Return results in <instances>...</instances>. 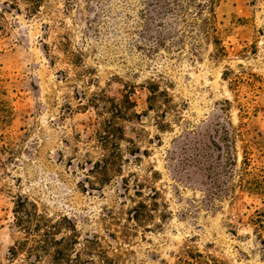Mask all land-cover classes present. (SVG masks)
I'll use <instances>...</instances> for the list:
<instances>
[{"label":"rangeland","instance_id":"obj_1","mask_svg":"<svg viewBox=\"0 0 264 264\" xmlns=\"http://www.w3.org/2000/svg\"><path fill=\"white\" fill-rule=\"evenodd\" d=\"M208 6L0 0V264H51L11 256L24 238L18 195L76 229L85 264H178L186 249L209 264H264V226L251 222L261 198L217 196L209 171L221 155L214 125L227 121L246 125L252 165L264 168V0H218L206 39ZM150 83L169 106L149 110ZM113 122L124 139L108 145ZM108 156L118 168L104 172ZM139 202L152 216L135 224ZM87 239L99 246L86 252Z\"/></svg>","mask_w":264,"mask_h":264},{"label":"trees","instance_id":"obj_2","mask_svg":"<svg viewBox=\"0 0 264 264\" xmlns=\"http://www.w3.org/2000/svg\"><path fill=\"white\" fill-rule=\"evenodd\" d=\"M218 0H209V10L211 18L208 20H203V24L198 26L200 31L205 34L206 39H209V30H206L209 26V21L215 20V14L213 13V8L217 4ZM212 24V23H211ZM214 25V24H212ZM213 34H217L214 28H211ZM212 40L216 46V55L218 57L225 56L224 48L219 46V40L214 35H211ZM227 75V73L225 74ZM252 76V75H251ZM237 79L234 83H237ZM149 96L147 98L149 110H154L157 106L158 99H163L166 101V106L170 105L171 99L165 90H160L158 83H150L148 87ZM126 102L129 109L132 106L129 97H126ZM226 105H229L228 101H225ZM226 109L220 108V111L225 112ZM246 112L243 109H240ZM136 114V113H135ZM219 130L214 129L218 135V139L212 144L221 154L217 161V166L211 165L210 174L213 177V188L219 196L220 194L225 195L232 202L238 197V193H249L259 196L264 204V168H256L252 165V151L250 140L247 139L249 133L245 130V124L239 123L236 127L230 122H225V126L216 122L214 125ZM120 128L117 123L108 124V145H115L117 140H123L124 138L119 135ZM121 137V138H120ZM242 143V157L238 161V157L235 154L236 142ZM132 146L134 143L129 141ZM103 166L100 170L104 169V172L112 169L114 167L118 168V162L116 158H104L102 160ZM98 162L95 164L98 166ZM95 167L90 169L92 172ZM215 194V193H214ZM158 192H154L148 195L149 200H153V204H156V196ZM149 206L145 202H139L131 214V218L135 224L146 220L152 215L149 212ZM256 217L251 219L258 228L264 226V209L256 212ZM13 214L15 218V226L17 229L23 233L24 238L22 241L17 242V245L11 249V256L14 257L20 251H24L27 255H33L34 260L40 263L44 257H49L51 264H85L86 260H83L82 254L76 251V246L79 244L77 241L76 229L74 227H65L62 224L61 219H51L46 215V213L39 210L37 204L31 201L27 196L18 195L15 206L13 209ZM66 220V218H64ZM68 221V220H67ZM70 230L72 236H62L61 230ZM86 252L98 247V241L86 240ZM90 253H87V255ZM207 259L209 258L206 256ZM203 255L199 252L194 253L191 249H186L179 257L178 264H191V260L196 264H209L208 262L202 261Z\"/></svg>","mask_w":264,"mask_h":264}]
</instances>
